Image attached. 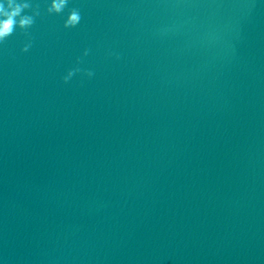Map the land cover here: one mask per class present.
Returning a JSON list of instances; mask_svg holds the SVG:
<instances>
[{"label":"water","instance_id":"95a60500","mask_svg":"<svg viewBox=\"0 0 264 264\" xmlns=\"http://www.w3.org/2000/svg\"><path fill=\"white\" fill-rule=\"evenodd\" d=\"M29 2L0 44L10 264H264V0Z\"/></svg>","mask_w":264,"mask_h":264},{"label":"clouds","instance_id":"9594fccd","mask_svg":"<svg viewBox=\"0 0 264 264\" xmlns=\"http://www.w3.org/2000/svg\"><path fill=\"white\" fill-rule=\"evenodd\" d=\"M69 0H50V4L46 11L48 14H61L67 7ZM26 10H31V14H25ZM39 5L33 6L29 0H0V44H3L7 39L13 35L17 28L22 30L25 35L28 34L34 23L35 18L40 16ZM82 16L80 10L72 8L65 21V28H75L81 22ZM31 47V39L21 49L22 52H27ZM88 51L85 50L84 55H87ZM81 69L74 68L68 71L67 75L63 77V81L68 83L75 73L80 72ZM86 76L91 77L92 71H86Z\"/></svg>","mask_w":264,"mask_h":264}]
</instances>
